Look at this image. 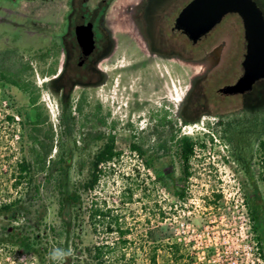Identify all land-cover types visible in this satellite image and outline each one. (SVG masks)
<instances>
[{
    "label": "rangeland",
    "instance_id": "rangeland-1",
    "mask_svg": "<svg viewBox=\"0 0 264 264\" xmlns=\"http://www.w3.org/2000/svg\"><path fill=\"white\" fill-rule=\"evenodd\" d=\"M259 1L264 6V0ZM62 2L0 0V71L30 82L37 96L33 105L26 91L0 77V264H87L86 252L80 251L101 243L126 253L125 259L106 264L128 263L133 250L138 254L136 264H143L149 248L175 241L187 252L184 264H264L249 210L252 202L264 206V150L259 145L264 139V82L256 87L255 102L224 103V112L208 115L212 124L184 122L183 117L191 115L180 109L182 98L209 61L153 58L133 45L137 42L132 37L130 57H112L115 68L109 71H114V84L128 65H139L129 73L132 89L141 84L148 91L150 82L156 81L158 92L150 103L157 107L169 103L172 117L179 119L178 129L148 131L140 155L129 148L127 132L121 130L114 145L119 156L99 164V180L87 189L94 153L105 141L93 137L92 89L71 90L56 76L64 61L56 41ZM136 3L113 0L114 19L121 21L122 9ZM228 28L224 25V32ZM239 53L235 43L227 42L218 67L225 66L224 57ZM121 85L114 87L115 94L109 92L114 97L103 98L106 107L112 99L116 110L117 105L124 107V98L115 102ZM202 92L197 89L194 95ZM75 103L81 104L80 111L74 110ZM37 115L41 122L36 124ZM123 121L125 116L119 120ZM182 136L194 143L187 178L176 141ZM65 185L81 199L72 208L75 220L69 232L59 213ZM181 190L183 199L176 194ZM5 204L11 209L4 211ZM95 205H106L111 217H118L121 227L128 229V243L117 244L118 230L108 231L106 219H91ZM56 248L71 249V255L54 260L50 252Z\"/></svg>",
    "mask_w": 264,
    "mask_h": 264
},
{
    "label": "flooded vegetation",
    "instance_id": "flooded-vegetation-1",
    "mask_svg": "<svg viewBox=\"0 0 264 264\" xmlns=\"http://www.w3.org/2000/svg\"><path fill=\"white\" fill-rule=\"evenodd\" d=\"M112 1L63 0L56 40L60 55L64 57L62 68L56 76L65 83L68 82L71 90L76 86H87L92 89L91 117L93 137L96 141H112L115 145L116 139L121 134L120 131L123 130L127 132L129 148L140 155L143 154L141 142L146 141L148 131L158 133L163 126L170 127V131L174 132L178 129L179 119L177 116L172 117L169 103H166L164 107L161 103L159 107L150 103L154 99L152 95L158 92L156 81L150 82V91H147L144 86L141 88V84L138 86L139 89H132L129 73L138 69L139 65H128L124 77L114 84L116 81L114 71H109L115 68L112 57H130L132 37L137 42H133V45L143 48L153 58L173 61L181 56L192 62L209 61L205 73L197 80L190 81L189 88L182 98L180 109L191 115L183 117L184 122L200 120L202 124L210 125L212 121L208 115L213 116L224 112V103L241 106L247 99L251 102L257 100L256 87L264 82V78L257 80L251 89L245 92L225 93L220 90L226 85L235 83L243 73L242 61L246 41L242 19L237 13H226L208 32L193 39L173 28V21L177 14L190 0H137L136 5L122 9L119 13L120 17L116 16L121 21L114 19V12L110 9ZM255 1L261 7V2ZM224 25H229L226 32H224ZM89 32L92 36V48L85 56H82L79 39L88 38ZM227 42L235 43L240 53L237 56L234 55L235 57H224L225 66L219 68V63L222 62L221 52L226 50ZM211 45V51L207 50V46ZM79 57L85 58L79 60ZM141 65L144 66L143 63ZM70 78L73 80L68 81ZM119 84H122L120 86L122 90L119 92V99L115 102H122L124 98L125 101L122 102L124 107L117 105L116 110L114 99L106 107L102 103L103 98L114 97L109 92L115 94L114 87ZM200 88H202V94L195 96V90ZM158 97L163 100L164 96L161 94ZM187 103L189 107L185 108ZM80 105L75 103L74 110H78ZM177 109L176 112H178ZM122 111L125 121L120 123L119 120L123 119L120 115ZM205 119L206 122L203 123ZM120 125L123 127L120 128ZM170 137H174L172 133ZM178 140L179 137H176V141Z\"/></svg>",
    "mask_w": 264,
    "mask_h": 264
},
{
    "label": "trees",
    "instance_id": "trees-1",
    "mask_svg": "<svg viewBox=\"0 0 264 264\" xmlns=\"http://www.w3.org/2000/svg\"><path fill=\"white\" fill-rule=\"evenodd\" d=\"M261 9L264 13V6L261 4ZM0 77L4 79L5 81L13 84L14 86L26 91L29 95L30 102L34 105L37 101V96L33 94V89L31 88V84L28 81L19 79V76L13 73H5L4 71H0ZM71 80V79H69ZM81 102V101H80ZM78 110H81V106H79ZM11 118V117H9ZM41 122V119L39 115H37L36 120L34 123ZM179 145V158L182 162V174L184 178H187L189 176V167H188V161L190 156L193 153V146L194 143L187 137L182 136L178 140ZM260 148L264 150V139L260 140L259 142ZM118 151L114 149V143L112 141H105L101 148H99L95 153L92 160V171H91V177L86 184L87 189H93L98 180H99V173L100 169H98V166L100 163H106L109 161H112L115 159V157L118 156ZM65 177L67 175V172L64 171L63 174ZM61 185L63 186V183L61 182ZM177 196L180 198H184L183 190L176 192ZM81 202L80 196L76 191H69L68 187L65 185L64 189V197L60 202L59 206V213L62 220V225L66 229V231H70L71 228L74 225L75 216L72 214V208L79 204ZM4 211L11 209V204H5L2 206ZM251 218L254 222L253 224V231L257 234V244H260V248L262 249V252L264 250V206L258 205L256 203H253L249 206ZM111 209L107 207L106 205H95L91 209L90 217L93 221H96V218H101L102 222L106 219L105 222V228L108 231H112L113 228L118 230L119 236L117 238V244L119 243L122 245H125L128 243V239H126V234L128 232V229H123L121 226V223L118 220L117 216L111 217ZM161 246V245H160ZM165 246V247H164ZM163 249V252L160 253L161 249ZM259 249V247H257ZM86 252L87 261L85 263H91V264H106L107 262L111 260H115L117 262L118 257L125 259L126 253L123 252H116L117 250L115 247L110 246L109 244H95L92 247H84L83 251L80 252ZM187 252L181 251L180 246L175 242H172L167 245H163L162 247L154 246L149 248L145 255H146V262L143 264H160V261H164L163 264H184L185 256ZM264 256V254L262 253ZM137 252L133 250L131 255L128 257V263L136 264L137 262ZM114 262V261H113ZM131 262V263H130ZM124 263V264H128ZM68 264V263H66ZM78 264V263H77ZM188 264H192L190 261H188Z\"/></svg>",
    "mask_w": 264,
    "mask_h": 264
},
{
    "label": "water",
    "instance_id": "water-1",
    "mask_svg": "<svg viewBox=\"0 0 264 264\" xmlns=\"http://www.w3.org/2000/svg\"><path fill=\"white\" fill-rule=\"evenodd\" d=\"M229 12L237 13L242 19L246 41L243 73L235 83L220 90L239 93L251 89L257 80L264 78V13L255 0H190L177 14L173 28L196 39ZM79 41L81 54L85 56L92 48L91 32L88 38ZM84 58L79 57V60Z\"/></svg>",
    "mask_w": 264,
    "mask_h": 264
},
{
    "label": "clouds",
    "instance_id": "clouds-1",
    "mask_svg": "<svg viewBox=\"0 0 264 264\" xmlns=\"http://www.w3.org/2000/svg\"><path fill=\"white\" fill-rule=\"evenodd\" d=\"M69 255H71V249L65 250L61 248H56L50 252V256L54 260H63L66 256Z\"/></svg>",
    "mask_w": 264,
    "mask_h": 264
}]
</instances>
